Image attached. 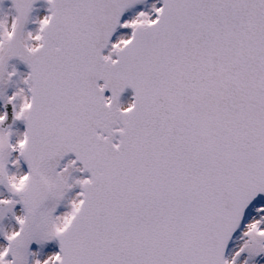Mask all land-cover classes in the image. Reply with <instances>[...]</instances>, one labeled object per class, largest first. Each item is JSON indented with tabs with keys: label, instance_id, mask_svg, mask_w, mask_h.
Here are the masks:
<instances>
[{
	"label": "snow or ice",
	"instance_id": "6c2138e0",
	"mask_svg": "<svg viewBox=\"0 0 264 264\" xmlns=\"http://www.w3.org/2000/svg\"><path fill=\"white\" fill-rule=\"evenodd\" d=\"M0 264H264V0H0Z\"/></svg>",
	"mask_w": 264,
	"mask_h": 264
},
{
	"label": "rangeland",
	"instance_id": "374dc122",
	"mask_svg": "<svg viewBox=\"0 0 264 264\" xmlns=\"http://www.w3.org/2000/svg\"><path fill=\"white\" fill-rule=\"evenodd\" d=\"M52 250H54V245H49V246L45 249L46 252H48V251H52Z\"/></svg>",
	"mask_w": 264,
	"mask_h": 264
}]
</instances>
